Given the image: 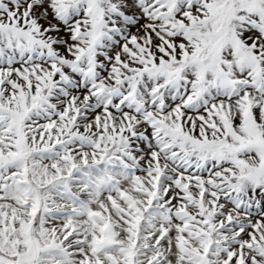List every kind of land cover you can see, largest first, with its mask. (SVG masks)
<instances>
[{
  "label": "snow or ice",
  "instance_id": "1",
  "mask_svg": "<svg viewBox=\"0 0 264 264\" xmlns=\"http://www.w3.org/2000/svg\"><path fill=\"white\" fill-rule=\"evenodd\" d=\"M0 264H264V0H0Z\"/></svg>",
  "mask_w": 264,
  "mask_h": 264
}]
</instances>
